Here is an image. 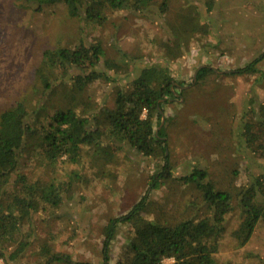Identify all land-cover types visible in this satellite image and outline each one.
<instances>
[{
  "label": "rangeland",
  "instance_id": "rangeland-1",
  "mask_svg": "<svg viewBox=\"0 0 264 264\" xmlns=\"http://www.w3.org/2000/svg\"><path fill=\"white\" fill-rule=\"evenodd\" d=\"M183 17L202 21L208 33L181 36L187 42L175 59L168 53L174 40L171 27ZM82 42L100 45L111 66L102 64L97 70L105 71L111 80H97L82 92L69 83L55 85L44 99L46 111L39 120L46 114L74 111L80 119L95 116L92 126L100 123L105 131L104 113L113 109L117 92L139 75L142 66L167 64L181 88L163 105L162 126L157 125L162 119H155L154 126L164 133L176 179L150 190V179L161 159L145 158L110 141L99 148L83 145L78 163L67 156L53 163L43 158L36 144L38 136H34L10 183L0 189V203L7 205L20 175L30 184L66 182L69 190L55 215L44 211L34 216L28 246L10 264H43L40 254L46 247L51 248V255H67L73 263L102 264L105 228L123 218L144 196L149 202L146 216L152 221L173 223L190 215L186 205L199 203L200 196L192 187L180 186L177 179L195 169L204 170L216 189L233 197L217 264H264L262 224L243 248L235 247L230 236L241 221L237 194L254 178L264 176V159L253 158L241 138L246 112L264 103V60L258 65L262 77L233 74L264 52V0H172L170 11L161 17L105 11L97 24L69 18L63 4L40 7L32 0H0V114L22 100L29 108L37 106L32 93L34 71L43 52L75 48ZM202 67L212 72L196 82L194 73ZM131 233L128 225L119 224L108 264H117Z\"/></svg>",
  "mask_w": 264,
  "mask_h": 264
},
{
  "label": "trees",
  "instance_id": "trees-1",
  "mask_svg": "<svg viewBox=\"0 0 264 264\" xmlns=\"http://www.w3.org/2000/svg\"><path fill=\"white\" fill-rule=\"evenodd\" d=\"M40 7L63 4L68 17L84 19L97 24L105 11H129L137 15L154 13L164 16L170 11L172 0H32ZM183 17L179 25L172 28L173 48L168 53L180 58L188 36L195 32L208 31L202 21H187ZM173 49L175 52L173 53ZM165 60V59H164ZM264 60L260 57L239 67L233 74L262 77L258 69ZM167 62V60H165ZM110 68L100 45H85L83 42L75 48L56 47L43 52L38 68L34 71L36 86L34 96L38 105L29 108L26 101L17 102L13 107L0 114V189L11 181L19 165V158L27 149V142L38 136L36 144L43 158L56 162L63 156L78 163L82 156V146L99 148L104 141H110L122 147H128L145 158H159L161 165L149 183L150 190H156L167 181H174L172 168L167 156V143L164 133L157 130L154 120L161 119L163 105L168 98L175 96L180 89L171 76L167 64L142 66L139 75L129 85L119 90L114 99L112 110L104 113V128L97 123L92 126V118L80 119L74 111L46 114L44 99L55 85L71 84L77 92H82L87 85L97 80L111 78L106 72L98 71L101 65ZM208 67L198 70L195 81L199 82L211 73ZM96 123V122H95ZM160 126V123H157ZM241 138L246 151L253 158L264 159V103L255 111L246 112L242 122ZM99 140V141H98ZM180 186L192 187L200 196V202L186 205L190 215L173 223H158L147 218L148 197L141 198L121 219L109 222L104 230L105 239L102 248V264H108L111 246L117 234L119 224L130 227L131 235L127 238L117 264H162L172 259L171 264H217L216 255L220 249V239L225 232V219L233 210L232 195L216 189L208 180L204 170H193L189 175L178 179ZM18 188L9 195V202L0 203V257L2 264H10L26 250L29 239L34 233V216L44 211L55 215L63 204V194L69 190V183L53 182L47 185L28 183L20 175L15 180ZM3 187V188H4ZM5 194V193H4ZM238 206L241 221L230 234L237 248L245 247L257 227L264 226V176L254 178L249 186L241 189ZM2 193L0 195V200ZM14 250L6 255L8 249ZM51 248L41 250L43 264L71 262L67 255L57 257L50 254ZM82 264V263H78Z\"/></svg>",
  "mask_w": 264,
  "mask_h": 264
},
{
  "label": "water",
  "instance_id": "water-1",
  "mask_svg": "<svg viewBox=\"0 0 264 264\" xmlns=\"http://www.w3.org/2000/svg\"><path fill=\"white\" fill-rule=\"evenodd\" d=\"M197 72H198V70H196L195 73H194V80H195ZM159 113L161 114V119H162L160 126H162L164 119H163V115H162L161 111H159Z\"/></svg>",
  "mask_w": 264,
  "mask_h": 264
},
{
  "label": "built area",
  "instance_id": "built-area-1",
  "mask_svg": "<svg viewBox=\"0 0 264 264\" xmlns=\"http://www.w3.org/2000/svg\"><path fill=\"white\" fill-rule=\"evenodd\" d=\"M169 261V263H167ZM170 263H173V260L172 259H166L162 262V264H170Z\"/></svg>",
  "mask_w": 264,
  "mask_h": 264
}]
</instances>
